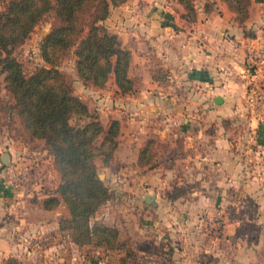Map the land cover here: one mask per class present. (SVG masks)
Listing matches in <instances>:
<instances>
[{
  "label": "crops",
  "instance_id": "crops-1",
  "mask_svg": "<svg viewBox=\"0 0 264 264\" xmlns=\"http://www.w3.org/2000/svg\"><path fill=\"white\" fill-rule=\"evenodd\" d=\"M212 1V8L204 11L203 4ZM193 3V20L181 15L183 8L176 0H126L113 7L103 25L130 50L127 76L132 89L118 93L111 76L103 87L81 84L79 93L72 90L103 124L109 118L119 122L117 145L103 166L104 179L135 209L131 216L137 221L129 229L120 228L125 238L119 242L126 240L144 264H196L198 256L182 251L181 240L188 242L187 249L196 247L199 231L206 229L202 217L212 214L229 184L264 181L263 171L246 166L264 156V101L250 91L253 79H258L248 68L252 50L264 49V0H249L241 23L221 0ZM1 128L0 123V155L7 150L9 164H0V263L14 255L24 264H96L99 259L119 264L122 244L114 250L79 248L58 231L59 216L67 214L65 205L60 202L50 209L41 205L56 181L49 187L36 182L35 193H26L29 173L22 161L38 151L6 138ZM147 138L153 140L151 162L138 165V150ZM46 155L57 178L51 156ZM173 184L185 187L184 194L165 196ZM146 194H153L151 203L144 200ZM245 194L264 214V193ZM143 218L149 224L140 226ZM226 225L234 227L231 222ZM176 230L180 235L174 240L171 232ZM142 236L151 245L156 242L153 247L158 246L160 256L140 251ZM216 239L209 235L205 240L210 248H203L208 254H203L202 264H212ZM243 260L231 258L229 264Z\"/></svg>",
  "mask_w": 264,
  "mask_h": 264
},
{
  "label": "trees",
  "instance_id": "trees-1",
  "mask_svg": "<svg viewBox=\"0 0 264 264\" xmlns=\"http://www.w3.org/2000/svg\"><path fill=\"white\" fill-rule=\"evenodd\" d=\"M125 1L5 0L0 8V72L4 73V87L11 97L9 111L17 117L27 147L32 149L35 142L41 141L51 156L58 180L53 189L46 191L41 205L45 209L60 202L65 205L67 214L59 216L58 231L79 248L114 250L120 243L124 254L119 264H143L126 240L119 242L122 231L118 225L92 220L112 195L97 175L95 159L100 158L103 165L109 163L117 144L119 122L109 118L103 124L97 114L88 110L85 101L72 93L58 68L63 54L72 49L74 72L83 86L103 87L112 76L118 93L131 90L132 80L127 76L130 50L103 25L111 9ZM176 1L183 8L181 15L193 20V0ZM221 1L237 22L247 17L249 0ZM212 5L213 1L205 2L203 10H210ZM48 13V30L38 41L41 63L25 73L13 51ZM152 144L151 138L144 141L138 150V165L151 162ZM184 192L185 187L173 184L164 195L174 198ZM0 264L24 263L8 255Z\"/></svg>",
  "mask_w": 264,
  "mask_h": 264
},
{
  "label": "rangeland",
  "instance_id": "rangeland-1",
  "mask_svg": "<svg viewBox=\"0 0 264 264\" xmlns=\"http://www.w3.org/2000/svg\"><path fill=\"white\" fill-rule=\"evenodd\" d=\"M4 2L5 0H0V8L3 6ZM50 14L51 13H48L36 26H34L25 41L17 46L13 51V54L20 61L22 69L25 73H29L35 64L41 63V60L38 56V41L41 35L48 30ZM73 60L74 54L72 49H69L61 57L58 68L63 72L66 85L71 89V91L75 90L77 93H79L80 91L78 88L82 83L76 78ZM3 75L4 73L0 72V107L4 113V117H0V123L3 127L1 129H3L6 138L9 136V139L17 144H26V138L18 125L17 117L11 111H9L8 108L11 97L4 87ZM74 121L75 119L72 118L71 122ZM35 143L36 146L33 148H35L38 153H29V155H26L25 160L22 161V168L25 169L24 171H27L25 173H29V176L27 177L26 183L23 187V190L26 193H35V188L33 187L36 182H41L42 185L49 187V182L52 183L53 180L57 182L58 180V176L57 178L53 176V171L49 164V160L46 161L47 153L41 152L43 148L40 141ZM250 161L251 160H248V162ZM95 163L98 172L102 174L101 179H103L104 183L110 189L112 197H110L111 199H107L108 202L106 200V204L104 203L101 205L92 220L95 218L110 224L117 223L121 229L123 226H128L127 228L129 229V227L133 225V222L135 223L137 221L131 216L132 212H135L133 205H129V201H126L125 198L123 200V193H120L118 196L116 194L118 191L116 189L110 188L109 183L106 181V179H104L103 166L106 165L102 164L101 159L96 158ZM254 164L256 165H253L252 167H249L248 164L246 166L247 168L254 169L255 172H264V156L262 161ZM1 167H3V165H1ZM244 184L245 182L241 181L229 184V186H227L225 189L224 198L215 204L217 205L216 207L214 205L212 214L202 217V222L205 223L206 229L201 232L199 231L201 236L198 242L195 243L196 247L187 249L188 242H182L181 240V247H183L182 251L183 249L191 250L195 253V255L198 256L196 264H202L200 259L203 258V254L205 252L208 254V250H203V248H210L209 245L205 243V240L208 239L209 235L212 237H217L215 240L216 245L215 247H212L213 255L215 254V257L212 256V264H229V262H231V258L239 260L241 257L244 259L243 262H241L242 264H264V214L259 213L257 210V203L253 199L247 198L245 194L264 193V181H254L247 183L246 186ZM104 214H107L106 218L103 217ZM173 219L174 214L172 213V216L169 220L172 221ZM147 221H149L147 218H143V220H140L139 225L141 226L145 223L149 224ZM227 222L234 223V227L231 228V226H227ZM209 225H211L210 229ZM152 231L154 230L152 229ZM152 231L151 234H153ZM128 232L129 230L126 229L127 234ZM178 235H180L178 230L171 232V237L174 238V240L178 238ZM155 236V240H157V235ZM143 237L144 236H142L140 241H138L137 247L140 249V251H142L144 254L145 252L147 253L151 250L150 253H153V257L160 256L161 253L158 246L155 245L157 247H153L156 242H152L151 245L150 242L147 243V238ZM122 238H125L123 232H121L119 240ZM134 241L135 236L133 242ZM102 260L104 259H99L96 264H104ZM138 260L140 263V259ZM150 264L167 263L165 261H158L157 263L151 262ZM203 264L207 263L204 261Z\"/></svg>",
  "mask_w": 264,
  "mask_h": 264
},
{
  "label": "built area",
  "instance_id": "built-area-1",
  "mask_svg": "<svg viewBox=\"0 0 264 264\" xmlns=\"http://www.w3.org/2000/svg\"><path fill=\"white\" fill-rule=\"evenodd\" d=\"M248 68L251 75L257 76L250 86V91L256 100L264 101V49H255L249 55Z\"/></svg>",
  "mask_w": 264,
  "mask_h": 264
},
{
  "label": "water",
  "instance_id": "water-1",
  "mask_svg": "<svg viewBox=\"0 0 264 264\" xmlns=\"http://www.w3.org/2000/svg\"><path fill=\"white\" fill-rule=\"evenodd\" d=\"M216 100H220V97H218ZM0 164L3 165V166H6L9 164V153L7 150H4L1 155H0ZM98 177L101 179V173H97ZM153 194H146L144 196V200L147 202V203H151L152 202V199H153Z\"/></svg>",
  "mask_w": 264,
  "mask_h": 264
}]
</instances>
